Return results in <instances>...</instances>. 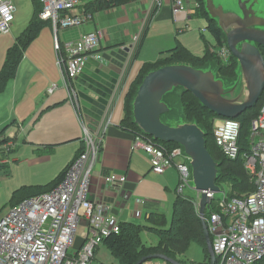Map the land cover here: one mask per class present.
Instances as JSON below:
<instances>
[{"label": "built area", "instance_id": "2783aa9c", "mask_svg": "<svg viewBox=\"0 0 264 264\" xmlns=\"http://www.w3.org/2000/svg\"><path fill=\"white\" fill-rule=\"evenodd\" d=\"M34 1L41 4L40 18L51 24L58 63L65 71L68 97L74 107L76 105L83 127V149L67 169L64 180L56 187L22 199L0 217V264H97L98 250L104 240L121 231L122 221L112 212V206L105 200L89 197L92 171L103 149L105 135L112 126L113 107L120 95L110 100L112 110L109 119H102L96 129H92L79 112L78 90L74 88L88 59L101 58L93 51L99 47L102 33L85 32L66 43L60 39L61 30L80 27L93 20V13L87 11L85 5L96 0ZM150 1L159 8L166 2ZM170 2L175 21L189 19L199 7L198 0ZM15 15L16 7L12 0H0V35L11 30ZM184 30L179 28L178 32ZM216 54L224 63H228L232 55L226 43L216 50ZM56 87L54 84L50 91ZM213 125L214 139L222 153L232 160L241 156L254 183V190L241 197L228 198L223 191L222 199H217L216 193H210L207 207L214 201L218 210H211L203 218L216 257L214 264H255L264 258V103L251 123L249 151L242 155L239 146L241 122L219 117L214 119ZM10 144L2 148L8 150ZM131 147L148 154L151 170L157 174H163L170 168L177 169V193L188 197L186 191L194 189L192 174L180 146L169 147L140 134L133 138ZM127 180L126 174H105V182L112 188H124ZM122 195L126 201L130 192L123 189ZM199 200H194L198 214ZM137 202L143 200L138 198ZM80 227L84 231L78 235ZM78 240L80 244L76 247ZM157 264L174 263L161 260Z\"/></svg>", "mask_w": 264, "mask_h": 264}, {"label": "crops", "instance_id": "0c3cea01", "mask_svg": "<svg viewBox=\"0 0 264 264\" xmlns=\"http://www.w3.org/2000/svg\"><path fill=\"white\" fill-rule=\"evenodd\" d=\"M12 2L16 5L17 13L11 31L0 36V71L8 49L28 26L34 13L33 0ZM151 8L150 0H133L94 12L93 20L87 23L88 27L76 30L75 37L85 32L102 33L100 46L95 52L101 59L90 57L85 70L75 81L82 103L81 110L92 129H96L103 119L115 91H118L117 96L120 95L113 107V125L105 135L103 149L92 171L89 197L105 200L122 222L141 219L147 222L151 213L166 214L178 195L177 169L170 168L163 174L153 172L148 154L142 150H133V136L119 127L124 116L125 95L144 64L157 60L164 55L163 52L171 49L167 48L170 41H159L154 37L162 38L168 34L162 24L164 19L172 16V3L166 0L163 7L148 18ZM22 15L24 19L18 21V16ZM144 27L147 34L145 41L138 55L134 56L135 37L142 33ZM155 29L159 30L153 33ZM175 38L196 55L202 56L205 53V43L204 53H201L192 50L177 36ZM63 81L64 72L58 63L53 31L49 25L42 29L28 47L16 77L0 93V130L16 122L8 128V136L15 141L19 137L23 138L26 146L34 148L29 164L35 163L41 167L47 165L46 169L52 170L45 176V180H40L47 183L75 158L83 146V127ZM54 83L57 88L48 93ZM121 102L123 104L118 110ZM10 143L12 146L13 142ZM50 146L53 147V153L44 155ZM108 172L126 174L128 180L124 188L107 186L105 174ZM123 189L130 192L126 201L123 199ZM138 198L143 202H137Z\"/></svg>", "mask_w": 264, "mask_h": 264}, {"label": "trees", "instance_id": "16d2710c", "mask_svg": "<svg viewBox=\"0 0 264 264\" xmlns=\"http://www.w3.org/2000/svg\"><path fill=\"white\" fill-rule=\"evenodd\" d=\"M130 1L133 0H96L87 3L85 7L87 11L94 13L109 9L112 6L125 4ZM198 1L199 7L196 9V15L204 17L207 20L206 29H208L213 34L218 45L227 43L226 38L217 22L214 19H211L208 12L206 11L204 0ZM33 3L34 13L28 26L16 38L13 46L7 51L4 65L0 71V93L3 92L6 89L7 84L16 77L19 64L23 60L28 47L37 38L43 28L51 25L49 21H45L39 16L41 4L34 0ZM146 35L147 34L145 32L140 40L139 46L134 56H137L142 49ZM201 37L206 45L205 53L202 56L196 55L179 40H176V45L174 48L163 52L162 54L164 55L157 60L146 62L144 64L140 73L131 84L128 92L125 95L124 116L119 125L123 131L130 133L133 138L140 134L145 135L132 119L131 103L132 98L136 94L137 87L142 83L144 76L150 70L175 62H188L194 66H201L206 65L209 62H215L219 65L220 72L223 76H235L236 61L234 55H231L230 61L228 63H224L218 56H216V54L211 52L204 33L201 34ZM262 50L264 52V48H262ZM176 99L179 101L181 114L188 121H193L196 119L198 123L205 128L207 148L213 157L220 162V175L217 179V184L223 188V191H225L227 197H241L252 192L254 190V183L244 167L243 158L241 156L236 160L227 158L216 144L213 134V123L215 118L222 117L203 106L199 99L190 91L179 89L176 94ZM263 103L264 92L254 107L245 110L237 118H234L239 120L242 126L239 140L241 155L244 152L249 151L251 123L260 112ZM14 124H16L15 121L0 130V147L15 141V139L11 138L7 134L8 128ZM157 141L169 147L179 146V144L175 142H164L161 140ZM82 149L83 146L81 149H79L75 155V158L71 160V162L50 182L36 186H22L16 190L10 199V206L13 207L17 205L22 199L26 197L37 195L56 187L64 180L67 169L79 155ZM15 150L16 148H10L8 153H11ZM52 151L53 147L51 146L46 149L48 154ZM172 210L173 212L170 223L169 219L166 217V214L163 212L151 213L147 219V225L128 221L121 222L120 233L107 237L104 240V245L107 247L110 253L117 258L120 264H136L144 256L158 253L165 254L170 258L185 262L180 259V257L189 250L192 244H198L203 249L208 261L191 264H209L210 253L206 243L203 225L201 223L199 214L197 213L192 196L188 194V197H185L184 195L178 194L176 200L173 203ZM211 210H218L217 203L214 201H212L210 205L206 207L205 214L208 215ZM143 230H149L156 233L158 236V243L152 246L146 245L141 238V232ZM255 264H264V258Z\"/></svg>", "mask_w": 264, "mask_h": 264}, {"label": "water", "instance_id": "95a60500", "mask_svg": "<svg viewBox=\"0 0 264 264\" xmlns=\"http://www.w3.org/2000/svg\"><path fill=\"white\" fill-rule=\"evenodd\" d=\"M204 2L235 57V76H223L215 62L201 66L188 62L160 66L148 71L137 87L131 112L134 123L145 135L178 143L183 149L191 168L193 188L201 193L199 217L210 253L209 264H214L216 257L203 217L210 193L223 192L217 184L220 162L207 148L205 128L196 119L188 121L181 114L179 101L174 96L179 89L190 91L203 106L222 118H237L254 107L264 92V9L258 0H239L238 8L229 9L214 0ZM153 258L188 264L159 253L144 256L136 264Z\"/></svg>", "mask_w": 264, "mask_h": 264}, {"label": "rangeland", "instance_id": "374dc122", "mask_svg": "<svg viewBox=\"0 0 264 264\" xmlns=\"http://www.w3.org/2000/svg\"><path fill=\"white\" fill-rule=\"evenodd\" d=\"M258 1H259L258 5H261V7L264 9V0H258ZM214 2L217 5H222L225 9L238 8L239 7V0H214ZM155 10H157L156 6L152 5V8L149 12V18H150V15ZM16 13H17V8H16ZM15 17H16V15H15ZM21 19H24L23 15L18 16V18H17L18 21ZM162 25L164 27H166L165 31L168 34H166L162 38L154 37V39L159 40V41L163 40L164 42L170 41V45H168V47H167L168 49L169 48L172 49L175 47V45H176V38L175 37L177 36V38L180 39L183 43L186 42L188 44V46H190V48H192V50L204 53V43L205 42L203 41V39L201 37V33H204L205 39L207 40V43L212 48L211 49L212 53L216 54V50L220 49V47H221V44L218 45L216 43V40H215L213 34L208 29H206L207 20L204 17H201L199 15L193 14L189 19L180 20V21H175L174 19H172V16H171L170 18L164 19V22ZM50 27H51V25H50ZM87 27H88V25L84 24V25H81L80 27L61 30L60 39L63 43L71 42L74 40V38L77 35L76 30L78 31V29H85ZM179 28H184L185 30L180 33V32H178ZM11 29H12V27H11ZM145 30H146V27H144L142 29V33L138 36L137 39H135V52L139 46L140 40L143 37ZM157 30H159V29L152 30V32L153 33L157 32ZM9 32H7V33H9ZM53 37H54V35H53ZM223 44H225V43H223ZM151 45H154V44L152 43ZM216 56H217V54H216ZM63 72H64V69H63ZM63 85H64V88L66 89V91L68 93V90L65 86L64 81H63ZM52 86L48 89V93H52L54 91V89H53V91H50ZM74 89L77 90L76 85H75ZM117 93H118V91H115V93H114V95H112V97L117 95ZM174 97H176V96H174ZM78 98H79V92H78ZM78 103L81 106L82 103L80 102V98H79ZM121 104H123V102L119 103L118 110L120 109ZM109 105H110V103H108V106H107V109H106V112H105L103 119H109V115H110L111 110H112V107ZM75 108H76L75 112H76L77 118L79 119L78 113L76 111L77 110L76 105H75ZM79 112L81 114H83L81 109L79 110ZM113 122H112V125H113ZM2 147L3 146H1V148ZM15 147H16L15 151L8 153L10 148H15ZM33 149L34 148H32L31 146H26V144L24 143V139L19 137L15 142H13V145L10 146L8 148V150L7 149L0 150V217L4 216L8 212V210H10V208H12V206H10V199L16 190L21 188L22 185L29 187V186H36L35 184H44V183H37V182H46V181H40V180H45L44 179L45 176L52 171L49 168L46 169L47 165L45 167H41V166L35 165V163L29 164V159L32 158L31 154L34 153ZM44 155H49V154L46 152ZM186 192H187V194L191 195L195 201H198L200 199L201 194L198 193V191L193 189V190H187ZM222 197H223L222 192L216 193L217 199H222ZM126 209L129 210L128 208H126ZM172 212H173V210L171 208L169 210V212L166 213V217L169 219V223H170L171 218H172ZM133 222H136V223H139L142 225H147L146 219L133 220ZM83 231H84V228L80 227L78 229V235H81V233ZM141 238H142L143 242L148 246L156 245L158 243L157 234L154 232H151L149 230H143L141 232ZM79 244H80V240H78V242H76V247ZM97 259H98L96 261L97 264H99L100 262H103L105 264H120L119 261L117 260V258L114 257L110 253V251L107 249V247L104 244H102L100 246V251L97 254ZM180 259H182L183 261H185L188 264L203 263V262L208 261V258L205 256L203 249L198 244H192V246L189 248V250L184 255H182L180 257ZM161 260L162 259H159V258H153V259H149V261H147V263L157 264L158 261H161Z\"/></svg>", "mask_w": 264, "mask_h": 264}, {"label": "clouds", "instance_id": "9594fccd", "mask_svg": "<svg viewBox=\"0 0 264 264\" xmlns=\"http://www.w3.org/2000/svg\"><path fill=\"white\" fill-rule=\"evenodd\" d=\"M165 4V3H164ZM162 7H163V5H162ZM156 9H159V7H157L156 6ZM156 11V10H155ZM155 11L150 15V17H152L153 15H154V13H155ZM195 15H196V12H195ZM148 18H149V13H148ZM172 18H173V14H172ZM174 19V18H173ZM145 32H146V30H145ZM144 32V33H145ZM144 35V34H143ZM227 44V43H226ZM222 45V44H221ZM210 49H212L211 47H210ZM134 52V51H133ZM64 74H65V71H64Z\"/></svg>", "mask_w": 264, "mask_h": 264}, {"label": "bare ground", "instance_id": "6f19581e", "mask_svg": "<svg viewBox=\"0 0 264 264\" xmlns=\"http://www.w3.org/2000/svg\"><path fill=\"white\" fill-rule=\"evenodd\" d=\"M99 46H100V44H99ZM98 48H99V47H98ZM98 48H97V49H98ZM97 49H95V50L93 51V53H95ZM2 149H6V148H2Z\"/></svg>", "mask_w": 264, "mask_h": 264}, {"label": "flooded vegetation", "instance_id": "af4514ba", "mask_svg": "<svg viewBox=\"0 0 264 264\" xmlns=\"http://www.w3.org/2000/svg\"><path fill=\"white\" fill-rule=\"evenodd\" d=\"M99 60L101 59V58H98Z\"/></svg>", "mask_w": 264, "mask_h": 264}]
</instances>
